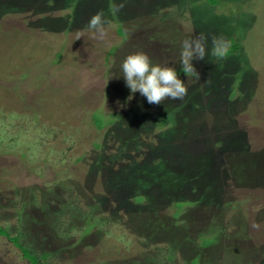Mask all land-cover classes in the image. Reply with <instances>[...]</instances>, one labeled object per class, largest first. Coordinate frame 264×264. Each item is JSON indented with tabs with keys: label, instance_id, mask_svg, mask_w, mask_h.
Masks as SVG:
<instances>
[{
	"label": "rangeland",
	"instance_id": "obj_1",
	"mask_svg": "<svg viewBox=\"0 0 264 264\" xmlns=\"http://www.w3.org/2000/svg\"><path fill=\"white\" fill-rule=\"evenodd\" d=\"M100 11L111 22L104 40L88 28ZM201 33L209 53L213 35L240 49L193 59L200 79L179 74L183 101L149 104L126 87V56L180 70L183 40ZM95 113L118 123L97 130ZM159 119L169 136L156 132ZM113 155L121 161L108 165ZM119 166L129 172L118 193L105 178ZM132 190L148 205H134ZM175 202L192 203L183 216L193 239L230 221L246 231L201 264H224L228 247L233 263L264 264V0H0V225L47 254L41 264H142L147 250L158 264H190L197 248L182 236L172 251L171 239L148 242L130 223L169 219ZM0 264L30 263L0 237Z\"/></svg>",
	"mask_w": 264,
	"mask_h": 264
},
{
	"label": "trees",
	"instance_id": "obj_2",
	"mask_svg": "<svg viewBox=\"0 0 264 264\" xmlns=\"http://www.w3.org/2000/svg\"><path fill=\"white\" fill-rule=\"evenodd\" d=\"M9 10L10 11H16L15 8H10ZM161 25H163V23ZM161 25L157 26V28L162 29V28H160V27H162ZM118 34L123 38H124V36L126 37V34L122 30V28H119ZM128 46L130 49L133 48V50L135 48L131 44ZM239 49H240L239 42L235 38H232L231 46L228 49L227 55L225 57H230L232 55L237 54ZM129 51L130 50H128V53H129ZM111 53L115 54V51L110 52V54ZM177 73H178V75L179 74H184V75L186 74L182 71V68L180 70H177ZM231 98L234 99L235 97L231 96ZM92 119H93L94 126L97 130H105L106 128L113 126L116 123H118L117 119H114V120L113 119H111V120L107 119L106 117H104L100 113L93 114ZM157 125L158 126H155L156 127L155 130L158 134H161V136L163 138L169 136V133L171 134V132H169L168 134L163 132V127H164V120L163 119H159L157 122ZM99 147L100 146L96 145V148L99 149ZM113 158H114V160H112V162L109 161L108 165H112L113 163H118L119 160L121 161V157H118L116 155H113ZM161 161H162V159H160V158L156 159L153 162V164L150 165V167L151 166L155 167V168L161 167V163H162ZM147 166H149V165L144 166V168ZM119 169H124V171L121 173V175H117V174L115 175L114 174V179H111V180H110L109 176H107L105 178L106 183L108 182V184L111 183L112 185H113V183L116 184L114 189H116L118 193L123 188V185H124L123 179H126L125 174L127 172H129V170L126 167L123 168V167L119 166L118 170ZM132 191L134 193L136 192L134 195V199H133L134 205L144 206V207L148 205V201H147L146 196L138 194L140 191H137V190H132ZM128 192H129V190H128ZM116 198H117V195H115V199H113V200H116ZM119 201H120V203L123 202L121 199L118 200V202ZM187 203L192 204L191 202H187ZM122 204H120V205H122ZM188 204H183L182 202H175L173 204V206H174L173 214L170 215L169 219H168V217L167 218H160V216L158 214H152V216H146V217L139 216L135 219L136 220L139 219L141 221L140 227L138 226V224L136 222H134V219L131 220L130 223L132 225L133 224L136 225V227H134L133 229L137 231V232H133V233H135L133 235H136L140 238L144 237L146 239V241H148V242L149 241L152 242L153 240H156V238L158 239V237L166 236L173 241L174 245L173 246L171 245L172 251L175 250L174 249L175 247L176 248L179 247V244H177L175 241H177L178 238L182 236L184 242L188 243L189 245H193L194 247L197 248L198 255L189 259L190 264H201L202 258L200 257V255L204 254V252L206 250H210V249H213L215 247H218L220 245L221 239L223 237L228 239L229 241H231V240L234 241V239L241 240V238L244 241L248 240V237L246 235V231L244 232V230H243V226L241 225V227H239V225L236 224L235 221H230L231 223H229V222L225 223L224 222V223L220 224L219 225L220 227L219 226L216 227V230L214 231V234L212 236H210L211 235L210 233L205 231V232L198 234L193 239V237L190 236V233H187L188 232L187 228H186L187 225L185 224V221H186L185 217L186 216L185 217L183 216L184 215L183 209ZM242 213H243V211H242ZM182 217H183V219H182ZM230 224H232L234 226L235 230L232 231V233L227 234V228ZM94 226H95V224L91 223L89 225V227L85 230V234H88ZM0 237L5 238L9 243H11L15 248H17L21 252L23 259L27 260L30 264H41V260L46 259L48 256L47 254H43V255H41V257H38L30 249H28L27 247H25L21 244V242L19 241L21 239V237L19 235L12 236L11 233L9 232V229L2 226V225H0ZM235 244L237 245V247H239L237 242ZM142 246L145 248H149V245H147V243H143ZM223 247H224V245H223ZM224 248H226V247H224ZM226 250H227V254H226V257L224 260V264H241L242 263L240 261L233 263L232 262L231 248L228 247ZM149 251L150 250H147V252H146L148 255V258H147L148 260L145 259L147 261V263L148 264H158L160 262L159 257L158 258H156V256L153 257L152 255H150L151 253H149ZM153 252H155V251H153ZM247 252L251 255L250 257H252V255H254L253 250L250 248L247 250ZM172 256L173 255L170 254L167 257V261H171L173 259ZM236 256L239 258L240 253H238V255H236ZM241 259H243V258H241ZM131 261L133 264H139L140 260L131 259ZM147 263L143 262L142 264H147ZM204 263H206V262H204ZM251 264H253V263H251Z\"/></svg>",
	"mask_w": 264,
	"mask_h": 264
},
{
	"label": "clouds",
	"instance_id": "obj_3",
	"mask_svg": "<svg viewBox=\"0 0 264 264\" xmlns=\"http://www.w3.org/2000/svg\"><path fill=\"white\" fill-rule=\"evenodd\" d=\"M124 4H111L110 10L115 15ZM111 22L105 18L104 12L94 14L89 21L88 28L94 30L100 40H104L108 34V26ZM207 40L203 33L183 40L180 53V65L187 75H194L200 79V73L196 70L193 59L204 60L209 54L212 57L224 58L227 55L229 41L223 36H211V49L207 48ZM123 78L126 87L133 94L139 92L146 97L149 104L159 105L165 100L183 101L188 93L185 82L179 78L174 67L153 64L150 57L144 52H135L126 56L122 65ZM133 96H129L131 100ZM259 227L258 225H253Z\"/></svg>",
	"mask_w": 264,
	"mask_h": 264
}]
</instances>
